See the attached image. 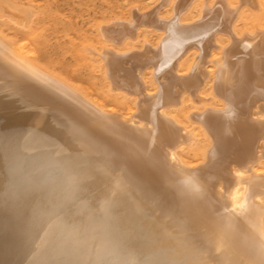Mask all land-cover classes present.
<instances>
[{
  "label": "bare ground",
  "instance_id": "obj_1",
  "mask_svg": "<svg viewBox=\"0 0 264 264\" xmlns=\"http://www.w3.org/2000/svg\"><path fill=\"white\" fill-rule=\"evenodd\" d=\"M168 1L174 14H139L102 29L121 43L142 28L160 32L156 47L100 52L111 87L130 97L125 112L43 70L25 40L0 34V264H106L113 246L154 264H259L236 208L244 190L264 200V30L236 36L238 6L226 0H199L193 23L180 13L198 0ZM139 22L150 27L135 31ZM220 35L230 44L219 47ZM209 80L221 104L189 112V125L172 118L171 108ZM203 135L199 161L186 162L182 151ZM69 176L76 178L71 199ZM184 176L204 196L183 194ZM108 198L111 219L95 211ZM81 202L88 208L77 214ZM54 205L79 226L76 236H62L60 221L48 218ZM229 218L235 230L218 254L215 241Z\"/></svg>",
  "mask_w": 264,
  "mask_h": 264
},
{
  "label": "rangeland",
  "instance_id": "obj_2",
  "mask_svg": "<svg viewBox=\"0 0 264 264\" xmlns=\"http://www.w3.org/2000/svg\"><path fill=\"white\" fill-rule=\"evenodd\" d=\"M167 1L0 0V34L14 43L25 40L28 43L27 45L34 49L33 56L30 57L31 60L43 70L68 82L86 96L98 101L101 100L104 105L114 106L116 109L125 112L130 97L124 92H119L117 89L120 87H111V85H114L113 78L110 79L109 72H105L109 69L100 65V52L103 53L102 50L105 51L106 47L109 50L114 46L118 49L117 51L115 48L116 53H124L133 50V48L141 49L146 43L153 48L151 44L156 47L160 39V32L142 28L135 36L136 38L121 43L113 34H111L112 36L110 34L105 36L102 29L107 28L106 26L121 25L123 21H129L134 17H138L139 14L148 13L154 16L157 14L160 17L169 14V11L174 14V11L169 7V1ZM207 1L210 2V0ZM244 1H224L226 6L229 4L227 7L231 6L229 8L238 6L235 24L236 36H243L245 33L254 32L258 28L264 30V0H255L256 5L254 0H247V3ZM196 4L185 8V11L183 10L180 13L181 17L179 16V19H184L183 21H186V23L198 20L201 15V1L198 0ZM254 5L257 7H254ZM153 12L156 13L153 14ZM160 17L157 16V18ZM139 23L141 24L137 25L138 28L135 31L147 25L150 27L145 22V25L143 22ZM128 37L131 36L128 35ZM230 41L231 39L227 42V37L224 35L218 36L219 47H221L220 45L225 46V43L226 45L230 44ZM192 54L193 50L184 57L180 69L183 68V65L184 67L188 65ZM95 55L98 57L96 58ZM152 71V73L148 71L145 73L146 82L148 84L150 82L149 88L153 87L156 79L153 76L155 75L154 68ZM196 95L193 96L194 98L185 96L187 98L184 97L183 103L181 102L180 105L172 107L171 115H173L171 117L176 118L175 120L180 123L189 125L190 121L187 118L189 112H198L201 109L203 111L208 106L221 104V100H218L219 97L213 94L210 80L199 89V95L201 96ZM206 145L207 137L203 135L193 145L182 151L185 161L188 163L199 161V156H201L199 154H202Z\"/></svg>",
  "mask_w": 264,
  "mask_h": 264
},
{
  "label": "clouds",
  "instance_id": "obj_3",
  "mask_svg": "<svg viewBox=\"0 0 264 264\" xmlns=\"http://www.w3.org/2000/svg\"><path fill=\"white\" fill-rule=\"evenodd\" d=\"M247 48L251 49L252 44H247ZM183 194L193 197H202L205 194L204 187L190 176H184L180 179ZM116 189L123 191L122 186L117 183ZM67 191L68 199L72 198V195L76 191V178L69 176L67 179ZM116 191L111 193V197H115ZM88 208L87 202H81L77 209V214L84 213ZM114 200L111 198L100 201L95 211H97L102 217L111 219L113 216ZM236 211L244 217L248 234L245 236V240L250 243L257 257L260 258L259 264H264V200H255L250 198L249 193L244 190L241 191L238 197V204ZM48 218H56L62 225V236L74 237L76 236L80 228L78 225H68L64 219L63 213L60 211V206L54 205L50 210L46 211ZM91 219V215L87 217ZM235 230V225L231 218L227 219L224 225L223 233L215 241V252L222 253L228 247V235ZM105 246V241L101 240L97 244V249H101ZM106 264H154L151 259L145 261H139L136 258L134 252L129 251L126 255H122L119 246H113L108 253V259ZM227 264V262H225ZM255 264V262H254Z\"/></svg>",
  "mask_w": 264,
  "mask_h": 264
}]
</instances>
